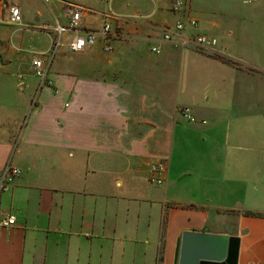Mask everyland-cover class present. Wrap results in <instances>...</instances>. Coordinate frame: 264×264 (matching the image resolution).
Masks as SVG:
<instances>
[{"label":"crops","instance_id":"0c3cea01","mask_svg":"<svg viewBox=\"0 0 264 264\" xmlns=\"http://www.w3.org/2000/svg\"><path fill=\"white\" fill-rule=\"evenodd\" d=\"M173 1L0 0V168L21 169L0 192V213L16 216L0 227V264H177L182 230L236 236L235 264H264V111L235 91L237 76L264 81L237 67L264 69L244 8L264 0ZM64 2L84 7L81 30L106 18L119 36L109 51L60 46L37 87L30 59L46 51L41 26L67 20ZM10 5L23 26L6 21ZM188 16L182 33L214 37L220 53L161 39Z\"/></svg>","mask_w":264,"mask_h":264},{"label":"built area","instance_id":"2783aa9c","mask_svg":"<svg viewBox=\"0 0 264 264\" xmlns=\"http://www.w3.org/2000/svg\"><path fill=\"white\" fill-rule=\"evenodd\" d=\"M64 11L67 14V20L64 23L56 22L52 26L43 24L42 30L48 33V48L50 50V57L62 45L71 52L82 50L85 46L91 45L97 40H100L101 49L109 51L112 48L111 41L118 38L119 33L116 23L108 19H104L100 25L93 29H82L80 27V15L84 7L80 4L64 2ZM183 6L182 0H174L170 6L171 10H179ZM106 16H113L110 12L104 13ZM116 17V16H114ZM6 21L11 24H19L21 16L19 8L16 5L8 7V16ZM196 20L194 17L188 16L184 21L176 20L173 24L164 25L161 28V39L171 41L173 45L184 46L191 42L193 46L202 52H216L221 51L215 47V38L209 37L203 33H194L191 37L185 36L182 32L186 25L195 26ZM50 29V30H49ZM69 33V36L64 42L63 34ZM175 37V38H174ZM173 38V39H172ZM149 49L153 52H159L160 46L157 43L151 44ZM46 52V51H45ZM45 52L34 53L31 57V67L34 76L37 79V87H48L52 81L49 76V58L46 59ZM179 113L188 121L194 119L188 106L179 107ZM203 122V119L201 120ZM166 172L165 158H155L148 166L149 180L158 184L161 183ZM21 173L20 167L9 162L4 163L0 168V192L7 190L13 180ZM16 216L11 211L0 213V227H8L14 225Z\"/></svg>","mask_w":264,"mask_h":264},{"label":"water","instance_id":"95a60500","mask_svg":"<svg viewBox=\"0 0 264 264\" xmlns=\"http://www.w3.org/2000/svg\"><path fill=\"white\" fill-rule=\"evenodd\" d=\"M237 237L199 230L180 232L177 264H235Z\"/></svg>","mask_w":264,"mask_h":264},{"label":"rangeland","instance_id":"374dc122","mask_svg":"<svg viewBox=\"0 0 264 264\" xmlns=\"http://www.w3.org/2000/svg\"><path fill=\"white\" fill-rule=\"evenodd\" d=\"M244 6H245L244 7L245 10L247 12H251L252 14H254L255 19H256L253 22V24L248 26L254 37L253 47L251 48L250 53L253 57L264 60V12L262 9L258 10L259 6H252L247 3H245ZM11 25L15 27H20V26H23L24 24H22V21H21L19 24H11ZM47 39L49 40V37ZM46 46L47 47H46L45 57L46 59L48 58L51 59L49 55L50 50L47 49L48 41H47ZM237 61L239 63L237 67H239V69H243L242 67L244 65L250 66L253 68V71L249 70L251 74L260 75L264 78L263 68L258 67V65L256 64H244V62L240 61V59H237ZM237 78L238 79H236V83H235V91H237L240 96L249 97L251 99L255 98V101L261 100L260 106H257L255 109L264 111V81H260L256 79L246 80L244 78H241L240 76H237ZM161 233H162V230H161Z\"/></svg>","mask_w":264,"mask_h":264},{"label":"trees","instance_id":"16d2710c","mask_svg":"<svg viewBox=\"0 0 264 264\" xmlns=\"http://www.w3.org/2000/svg\"><path fill=\"white\" fill-rule=\"evenodd\" d=\"M225 61H227V62H229V63H231V64H233V65H237V64H238L237 62H235V61H233V60H230V59H226ZM245 68H246L247 70L253 71V68H252V67L245 66Z\"/></svg>","mask_w":264,"mask_h":264}]
</instances>
